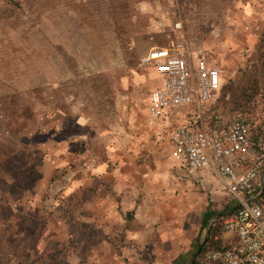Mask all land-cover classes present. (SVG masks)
<instances>
[{
  "label": "rangeland",
  "instance_id": "obj_1",
  "mask_svg": "<svg viewBox=\"0 0 264 264\" xmlns=\"http://www.w3.org/2000/svg\"><path fill=\"white\" fill-rule=\"evenodd\" d=\"M21 4L20 20L0 19V95L35 103L27 158L41 178L27 191L0 183V264H172L174 242L195 236L204 211L236 203L213 175H185L153 136L149 105L163 81L146 56L185 38L196 60L201 51L225 71L219 103L228 102V87L256 59L264 0ZM254 115L253 128L264 126V107ZM147 173L168 215L163 222L155 211L149 230L124 234L128 222L138 226L128 218L131 189L146 191Z\"/></svg>",
  "mask_w": 264,
  "mask_h": 264
},
{
  "label": "built area",
  "instance_id": "obj_2",
  "mask_svg": "<svg viewBox=\"0 0 264 264\" xmlns=\"http://www.w3.org/2000/svg\"><path fill=\"white\" fill-rule=\"evenodd\" d=\"M176 28L182 30L181 23ZM156 64L162 85L151 96L149 125L158 143L171 145L177 167L189 176L214 175L237 209L223 222L232 233V247L207 254L208 264H264V205L256 184L264 172V130L240 116L224 123L210 115L225 87V71L210 66L207 57L185 38L168 48H154L146 56ZM230 96H226L229 100ZM186 111L184 122L173 120Z\"/></svg>",
  "mask_w": 264,
  "mask_h": 264
},
{
  "label": "trees",
  "instance_id": "obj_3",
  "mask_svg": "<svg viewBox=\"0 0 264 264\" xmlns=\"http://www.w3.org/2000/svg\"><path fill=\"white\" fill-rule=\"evenodd\" d=\"M21 0H0V19L20 20ZM230 100L214 106L210 115H219L224 123H228L240 116L253 125L255 110L264 107V30L256 46V59L246 67L239 78L228 87ZM34 89L28 95L32 96ZM14 98V97H13ZM12 98V99H13ZM11 99L9 96L0 95V102L6 107L0 110L3 126L0 127V183L10 185L12 188H21L25 191L39 180L40 173L35 165L27 158L34 150L29 133L34 130L37 123L36 107L34 102L22 104L3 102ZM4 106V105H3ZM231 114L232 120L225 119V112ZM20 129V132L17 130ZM264 198V192L260 200ZM237 205L226 208L223 212L233 214ZM207 209L202 214V227L192 250L181 254L172 261V264H190L192 257L197 254L195 264H205V256L210 251H221L232 247L226 244L221 236L225 232L223 222L227 216L220 218L211 230V236L203 244L207 227L216 215L223 213ZM228 214V215H229ZM128 218L132 214L128 213ZM129 222L124 227V234L129 231Z\"/></svg>",
  "mask_w": 264,
  "mask_h": 264
},
{
  "label": "crops",
  "instance_id": "obj_4",
  "mask_svg": "<svg viewBox=\"0 0 264 264\" xmlns=\"http://www.w3.org/2000/svg\"><path fill=\"white\" fill-rule=\"evenodd\" d=\"M152 64H154V63H152ZM154 65L156 66V64H154ZM186 117H187V112L184 110L183 111H181V110L176 111L173 114V120H175L177 122H184L187 119ZM262 125L263 124H261L259 126V128L253 130L254 136H257V134H259L260 132H262L264 130V126H262ZM167 146L172 148L171 145L167 144ZM184 174L187 175L186 173H184ZM200 174H206V176L207 175L212 176L211 173H206V172L197 173L195 175H200ZM157 176H159V175H157ZM187 176H189V175H187ZM143 182H144V184H142V189H145L146 191L140 192L138 186H137L138 188H136V189L134 188L135 186L132 187V189H131L132 194L136 193V196L133 195L134 197L132 199L131 212H129V213L132 214V218L134 217L133 221L136 224H138V226L136 229H131V230L129 229V231L132 232V230H133L136 234H140V233L145 232L146 230H149L150 225H152L151 218L153 217L155 211L157 212L158 210H161V212H157V217H158V219H162L163 222H165V218L168 215V213L164 211L165 209H168V207L165 206L161 200H156L154 197L151 196L150 190H151V186H152L151 185L152 181H151V175L149 173L144 175V181ZM256 190L258 191V193H261V195L264 192V172L256 184ZM139 226H142V228H140ZM201 227H202V221H201L200 229L195 234V236H192L191 238L188 237V240L180 239L179 241H176V244L174 242V245L172 247L173 251H175V252H173L174 253V259L177 258L178 256H180L181 254L188 253L189 251L192 250V244L196 241V239L200 233ZM208 227H209V225H208ZM208 227H207V230H208ZM207 230H206V232H207ZM206 232H205V237H206ZM221 238L226 244L232 245L235 242L234 235L232 233H229L226 231L222 234ZM204 240H205V238H204ZM160 242L162 245V247H160V248L168 251V253H169L170 248L167 247V246H169V243H170L169 240L167 238L163 237L160 240ZM203 244H204V242H203Z\"/></svg>",
  "mask_w": 264,
  "mask_h": 264
},
{
  "label": "water",
  "instance_id": "obj_5",
  "mask_svg": "<svg viewBox=\"0 0 264 264\" xmlns=\"http://www.w3.org/2000/svg\"><path fill=\"white\" fill-rule=\"evenodd\" d=\"M230 213V212H229ZM229 213H221V214H218L216 215L211 221H210V224H209V227H208V230L206 232V237H205V240H204V244H206L210 238V235H211V229L213 227V225L215 224L216 221H218L220 218L224 217V216H227ZM200 252H198L197 254H195L192 259H191V262L190 264H195L196 261H197V257L199 255Z\"/></svg>",
  "mask_w": 264,
  "mask_h": 264
}]
</instances>
